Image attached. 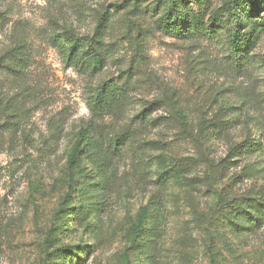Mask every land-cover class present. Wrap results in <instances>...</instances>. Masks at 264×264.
<instances>
[{
    "label": "rangeland",
    "instance_id": "374dc122",
    "mask_svg": "<svg viewBox=\"0 0 264 264\" xmlns=\"http://www.w3.org/2000/svg\"><path fill=\"white\" fill-rule=\"evenodd\" d=\"M211 261L264 264V0H0V264Z\"/></svg>",
    "mask_w": 264,
    "mask_h": 264
},
{
    "label": "trees",
    "instance_id": "16d2710c",
    "mask_svg": "<svg viewBox=\"0 0 264 264\" xmlns=\"http://www.w3.org/2000/svg\"><path fill=\"white\" fill-rule=\"evenodd\" d=\"M20 49H22L21 47L17 49V54L21 55L24 57H26V52L21 51ZM62 51V55L63 57H65L66 61H68L71 65H75L78 64L79 62L82 64L83 67H89V65L91 64L92 66H96L97 64H99V58H101V55L98 54L99 52L95 53L92 51H87L84 54H80V59L78 51L79 49L77 48V43H74V45H72V48L70 51H67L66 49L61 48ZM13 54V53H12ZM15 55V54H13ZM21 61V60H20ZM117 89L113 86L110 85H103L102 87H100L99 89H97L98 91V95L94 98V100L89 101V108L91 109V111L93 113L99 112L101 110H103L104 108L107 107V104L109 102H107V98L108 97H113V94L115 93ZM118 91V90H117ZM109 94L110 96H106V94ZM88 132V131H87ZM87 132H81L80 138L82 140L87 138ZM79 152L78 150V144H76V146H74V148L71 151V154L69 156V163L71 165H75V159L77 157V153ZM211 264H214L213 261H211Z\"/></svg>",
    "mask_w": 264,
    "mask_h": 264
}]
</instances>
